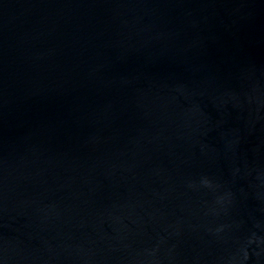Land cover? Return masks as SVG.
I'll use <instances>...</instances> for the list:
<instances>
[{"label": "water", "instance_id": "water-1", "mask_svg": "<svg viewBox=\"0 0 264 264\" xmlns=\"http://www.w3.org/2000/svg\"><path fill=\"white\" fill-rule=\"evenodd\" d=\"M0 264H264V0H0Z\"/></svg>", "mask_w": 264, "mask_h": 264}]
</instances>
